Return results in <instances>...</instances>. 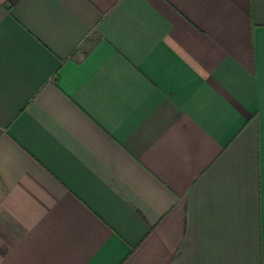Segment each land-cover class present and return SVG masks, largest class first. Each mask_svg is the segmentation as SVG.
I'll return each instance as SVG.
<instances>
[{
	"label": "crops",
	"instance_id": "obj_1",
	"mask_svg": "<svg viewBox=\"0 0 264 264\" xmlns=\"http://www.w3.org/2000/svg\"><path fill=\"white\" fill-rule=\"evenodd\" d=\"M0 264H264V0H0Z\"/></svg>",
	"mask_w": 264,
	"mask_h": 264
}]
</instances>
